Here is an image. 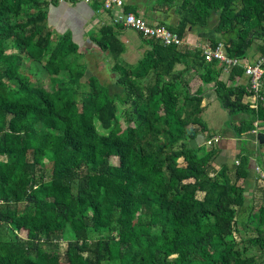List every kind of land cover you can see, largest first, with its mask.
<instances>
[{"label":"trees","instance_id":"trees-1","mask_svg":"<svg viewBox=\"0 0 264 264\" xmlns=\"http://www.w3.org/2000/svg\"><path fill=\"white\" fill-rule=\"evenodd\" d=\"M47 5L0 0V131L6 122L13 126L0 139V264H257L259 255L247 256L234 235L251 224L250 206L234 207L243 196L236 184L247 178V161L215 169L214 148L194 143L206 131L202 94H190L182 74L206 64L201 51L138 35L147 50L137 63L116 64L111 83L82 81L79 48L69 32L52 41ZM157 7L176 14L158 24L179 38L187 28L212 31L217 38L209 44L220 41L229 57L243 58L254 40L264 39V0H155L152 10ZM124 10L137 15L132 7ZM120 28L105 25L91 35L114 60L124 51ZM26 63L59 79L55 89L21 78L20 71H30ZM215 65L205 68L219 76L223 69ZM245 92L214 84L227 115L244 116L238 135L264 122V104L249 108ZM53 119L65 129L54 131ZM263 226L264 207L257 236L247 241L264 255Z\"/></svg>","mask_w":264,"mask_h":264},{"label":"rangeland","instance_id":"rangeland-1","mask_svg":"<svg viewBox=\"0 0 264 264\" xmlns=\"http://www.w3.org/2000/svg\"><path fill=\"white\" fill-rule=\"evenodd\" d=\"M154 4H155V0H134L132 5L139 7V10L141 11L142 16H144L148 20V22H152V23L165 22L166 25L169 24V22L171 20V16L174 17L176 14L173 11H170L168 13H162L160 11L161 9H159L158 7L155 8L156 11H154V10H152ZM239 7H240V4H238V3L233 4L234 9H237ZM196 8H197V11L199 13H202L204 10V7L201 4H198L196 6ZM47 15H48V7H47ZM47 15H46V23L51 30V33H52L51 38L53 39L52 41H54V40L58 39L60 34L55 33V30L53 29V27H51L50 24H48V23H50V21H49V18H47ZM149 17H151L152 19H148ZM22 19H24V18H22ZM109 21H110V18H109ZM96 33H97V30L95 32H93L94 35ZM123 35L124 36L123 37L121 36L120 39L123 42V43L122 42L121 43L124 46V51L119 55L118 59H116V60H114L112 57H110L107 53L102 52L94 43H89V45H85V46L81 42H79L77 44V46L79 45V48H80V49H78V52L82 55L81 61H82V63L86 64V72H85V76L83 77L82 81H85L86 79H89L91 77H95V78H97V80L100 83H111L116 79L115 74L112 72V68L116 64L126 68V67H129V66L137 63V61L142 57L144 52L147 50V46L142 41L140 42L139 36L136 35V33L130 29H125L123 31ZM194 35L195 34L193 32H189L188 29H186L183 37H184V39H188L187 40V43H188L187 46H189L188 48H191L193 50V48H195L194 45H205V44L209 43V40H205V39L200 40V37H195V39H193ZM135 40H138V41L134 42ZM87 47H89V48H87ZM6 53H11V50H7ZM247 53H248V57H250L251 56V49ZM25 66H27L30 69V71H28V73H23L22 71H20L19 74L24 75V76H21V78H23L26 82H28L31 85H39V86L47 87L49 89H51V88L53 90L55 89L54 82H56V81L58 82L59 79H55V81L53 82L51 80L50 76L47 75L46 72H44L40 68L39 65H36L34 63H26ZM176 67H177V70H176L177 73H178V71L181 72L183 70L182 65H179ZM208 71H210V69L205 68V64H204V66H202V68L191 67L188 70H186L185 72H183L182 77H183V80L185 81V83L187 85V88H188V91L190 94L199 93L198 92L200 89V88H198L199 85H213L216 78H214V77H213V79L209 78L208 81L205 79L207 77L212 76L211 74H209ZM50 97L52 99L54 98L53 93L50 94ZM184 108L186 110V107H184ZM188 109H192V108H188ZM211 109L207 110V113H206L207 115H203V117L200 116V119L202 118L203 122L206 120L205 123H207L208 126L213 125L212 129H209V131H208V129L206 130L207 133L210 132L209 134L219 136L221 139H223L224 137L222 136V134L224 135L223 131L226 130L225 126L230 125L229 121L232 118L230 119L229 116H227V114H225V116H223L224 115L223 113H225V112L220 107L219 103L215 102L214 105L211 107ZM183 110L184 109H182V111ZM206 117H207V119H206ZM215 121H218L217 124H215ZM231 123H235L234 124L235 128H241L240 127L241 124L238 123L239 124L238 125L235 122V120H232ZM52 124H53V130L56 132H61V131H63V129H65V126L55 119L52 120ZM12 130H13L12 124L6 122L5 129L3 131H0V139H1V136L5 132L12 131ZM220 130H223V131H220ZM262 130H264V129L263 128L260 129V131H262ZM216 132H220L221 134L216 133ZM202 134H203V136L206 135V133L205 134L202 133ZM256 138H259V136H257ZM214 147H217V145ZM214 147H212V148H214ZM0 149H2L1 144H0ZM206 149L210 150V148H206ZM208 152H210V151H208ZM22 153L23 152H21L19 155H17V160L19 162H21L23 159V157L21 155ZM176 161H177V164H182L181 159H178ZM258 163L261 164L260 161H258ZM241 181L239 180L236 185L238 187L242 188L243 196H242V198L238 197L236 199V202L234 203V207H238V205L240 203L245 205V206L249 205L251 208V211L249 213L250 214L249 215V221L251 222V224L247 225L249 227H247V226L241 227L240 226V228H238L240 234L239 235H237L236 233L234 234L235 240H236V242H238L242 238L243 242H242V244L241 243L238 244L239 247H245L247 249L246 255L249 257L252 255L253 256L259 255L256 258V263L257 264H264V255L262 254L263 252L260 251L259 247L250 246L247 242L248 239L257 236V233L254 229L255 222L257 221V216H258L259 211L261 210V208L264 207V202L261 200V190H259L257 188L255 181H254V184L250 182L251 179L248 181H246V180H241ZM231 182H233V177L231 178ZM202 197H203V195L201 193L196 194V198L198 201ZM19 209L23 210L22 205L19 206ZM263 229H264V226H263ZM19 237L21 239H24L26 237V231L22 230L19 233ZM262 237L264 238V234L262 235Z\"/></svg>","mask_w":264,"mask_h":264},{"label":"crops","instance_id":"crops-1","mask_svg":"<svg viewBox=\"0 0 264 264\" xmlns=\"http://www.w3.org/2000/svg\"><path fill=\"white\" fill-rule=\"evenodd\" d=\"M45 1L48 2L47 18H49V21H50V23L48 24H50V26L53 27V29L55 30V33L64 34L65 32H69L71 35L72 41L75 44H78L79 42H81L85 46V45H89V43H93L91 40V35H93V32H95L96 30L99 31L100 27L102 26L111 24L109 21V18H110L109 14L105 13L102 10L101 6H98V5L95 6V5H92L91 3L85 4L83 2H78L76 4H70L67 0H45ZM102 1L103 0H100V2ZM124 1H125V9L132 7L135 10V13L137 15L142 16L141 11L139 10V7L132 5L134 0H124ZM142 17L145 20H147L144 16ZM172 18L173 17L171 16V19ZM148 19H152V18L149 17ZM120 29L121 30L117 32V38L122 42L120 37L124 36L123 31L125 29L124 28H120ZM187 29L189 32H191L190 28H187ZM194 34L195 35L193 36L194 37L193 39H195V37H200V40H204V39L208 40L212 38H217V36L212 31L205 32L204 34H197V33H194ZM138 40H135L134 42H137ZM185 40L187 41L188 39H185ZM78 48H79V45H78ZM250 49H251V56L248 57L247 52L250 51ZM262 50L264 51V39L254 40L251 47L247 50L244 58H246L249 62H253L259 55L262 54L261 52ZM218 67L219 65H215L216 70L218 69ZM176 70H177V67H175V71ZM211 75H212L211 77H207V78H212V79L213 77L216 78L213 85H199L198 87L200 88L198 92L202 94V100L200 104V108L202 109L201 111L202 117L203 115H207L206 114L207 110L211 109V107L214 105L215 102L219 103L214 93V84L216 83V81L219 80L220 82L227 84L228 87L246 88L247 79L243 76V74H237L235 72L232 74V71L230 70L228 74L220 73L219 76H215L214 74H211ZM247 102H250V99L243 97L242 103L245 104ZM223 114H224L223 116H225V114L227 113L225 112ZM243 117L244 116H241L240 114L229 116L230 119L232 118L229 121L230 125L225 126L226 127L225 131L220 130V131H223L224 135L222 134V136L224 138L222 139L220 144L217 145V147H214L215 149H213V156L211 157V161H213L212 164L215 169H220L223 166H228L229 169L232 170L235 167L234 166L235 162L239 163L241 158H245V160L247 161L246 168H247L248 174H247V178L241 179V180L248 181L251 179L250 182L254 184V177H255L254 172H253L254 167L258 166L262 170H264V140L262 138L263 137L262 134L264 133V130L259 131L261 133L256 135L255 137L249 131L241 135L236 134L235 127H234L235 123H231V122L232 120H235L237 124L238 123L241 124L240 125L241 127L242 125H244L242 124ZM201 120H202L201 121L202 124L206 127V130L208 129L209 131V129L213 128L212 127L213 125L208 126L207 123H205L206 120L204 122L202 118ZM217 122L218 121H215V124H217ZM205 133H206L205 136H203L202 133L197 135L194 143L200 146L204 144L206 136L210 132L207 133L205 131L204 134ZM216 133H220V132H216ZM257 136H259V138H256ZM208 151L209 150H207V152ZM258 161H260L261 164L258 163Z\"/></svg>","mask_w":264,"mask_h":264},{"label":"built area","instance_id":"built-area-1","mask_svg":"<svg viewBox=\"0 0 264 264\" xmlns=\"http://www.w3.org/2000/svg\"><path fill=\"white\" fill-rule=\"evenodd\" d=\"M98 0H82L83 3L89 4ZM102 10L109 14L110 23L115 27L130 29L137 35L145 39H152L161 42L164 46H175L179 48H188L187 41L179 38L175 33L169 31L165 26L152 23L145 20L142 16L125 12L124 0H103L100 2ZM202 53L203 61L211 64L216 62L222 67L223 73H229L232 68H241L243 76L247 79L246 92L244 98H249L250 102L245 103L251 109H258L259 105L264 104V55H259L253 62H249L246 58L229 57L225 51L223 44L217 41L216 46L209 43L205 45H194ZM191 49V48H189ZM264 129V122H254L251 134L256 136L260 134V129ZM219 136L208 137L204 145L206 148L220 144ZM237 165V162H235ZM254 181L258 189L264 191V170L255 166L253 169Z\"/></svg>","mask_w":264,"mask_h":264},{"label":"clouds","instance_id":"clouds-1","mask_svg":"<svg viewBox=\"0 0 264 264\" xmlns=\"http://www.w3.org/2000/svg\"><path fill=\"white\" fill-rule=\"evenodd\" d=\"M210 136H213V135H211V134H207V136H206V139L208 138V137H210ZM205 139V140H206ZM221 141H222V139H221ZM205 142V141H204ZM204 145V144H203ZM205 146V145H204ZM205 149H206V147H205ZM207 150V149H206Z\"/></svg>","mask_w":264,"mask_h":264}]
</instances>
